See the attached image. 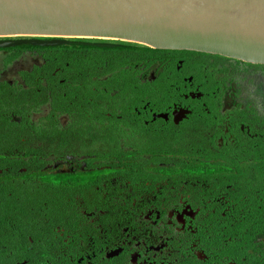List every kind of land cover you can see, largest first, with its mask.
Returning <instances> with one entry per match:
<instances>
[{
    "label": "flooded vegetation",
    "instance_id": "flooded-vegetation-1",
    "mask_svg": "<svg viewBox=\"0 0 264 264\" xmlns=\"http://www.w3.org/2000/svg\"><path fill=\"white\" fill-rule=\"evenodd\" d=\"M71 52L76 62L49 67L53 52L29 50L10 77V66L0 69L4 115L16 116L22 83L29 104L35 95L46 100L40 111L28 106L26 118L45 116L55 104L67 141L41 147L58 155L43 157L37 173L27 158L15 170L0 169L10 183L41 175L58 188L25 233L11 217L1 220L0 264H264V64L169 50L112 71L109 59L91 60L95 50ZM184 151L196 169L215 168L217 177L173 179L175 169L190 165L177 162ZM120 152L123 158H113ZM133 161L163 173H149L134 189L120 172ZM87 172L100 174L79 180ZM81 183L83 193L73 191ZM49 199H65L72 210L52 212Z\"/></svg>",
    "mask_w": 264,
    "mask_h": 264
},
{
    "label": "water",
    "instance_id": "water-1",
    "mask_svg": "<svg viewBox=\"0 0 264 264\" xmlns=\"http://www.w3.org/2000/svg\"><path fill=\"white\" fill-rule=\"evenodd\" d=\"M70 38L264 64V0H0V48L58 46Z\"/></svg>",
    "mask_w": 264,
    "mask_h": 264
},
{
    "label": "trees",
    "instance_id": "trees-1",
    "mask_svg": "<svg viewBox=\"0 0 264 264\" xmlns=\"http://www.w3.org/2000/svg\"><path fill=\"white\" fill-rule=\"evenodd\" d=\"M69 40L73 41L72 46L60 45L42 47L32 44H21L0 48V51H3L4 53L3 57L1 58V64L3 68H6L8 66H11L15 61L22 58L23 55L29 50H43L47 51L48 53L53 52L52 54L48 55V63L50 64L48 66L53 67L55 66V64L58 65L59 63L63 65V62L65 60H68L69 63H73V59H75L77 53H72V49L76 50L77 52L81 50H95V57L91 60L97 63L96 65H99V62L103 61L104 59H109L111 61L109 67L113 71L124 66H134L136 64V61H138V58H141L144 62H148L150 58L158 56L157 54L169 51L166 49H156L142 44L117 40L87 38H70ZM90 42L109 43L112 46L96 47L92 46ZM84 43L88 44L86 46H83L85 45ZM217 56L223 57L221 55ZM78 59L79 58H77V60ZM126 72L128 73V70ZM133 76L134 74H131V77ZM130 82L132 83V81H129V83ZM2 85L5 86L6 84L2 83L1 89ZM22 87V83H16V95L14 103L12 105V109H14L16 114L15 117L4 115L5 111H7L9 108V101L8 99L4 101L0 97V169L4 168L5 166H11V169L15 170L19 165L28 163L27 159H30V167L33 172L37 173L41 167V165L38 164H42L43 162H45L43 161V157L54 154L58 155L57 153L53 154L52 152L46 153L41 150V147L56 149L57 147L64 146L67 141L60 137L62 136L61 133L65 131V128L60 126V122L57 118V109L59 108H57L55 104L52 105L50 113L46 114L45 116H41L38 119L26 118V110L28 106L33 111H40L39 107H41V104L45 103L46 100H43L41 102L39 99L38 101L39 96L35 95L31 100L32 103L29 104L30 101H28L29 99L26 98L25 90ZM37 87H40V89L43 90L42 86L37 84H35V87L33 89H36ZM36 93L39 92L36 91ZM54 102L55 100L53 101V103ZM9 133H12V136H9ZM26 141H30L31 144L26 143ZM13 147L19 148V151H25V155H22V153L14 152L13 150L7 152L8 148ZM175 148L180 149L182 147L176 145ZM183 150L184 149L182 148V151ZM185 153L186 152L184 151L183 155H181L185 157H181L177 162L182 164L189 163L190 165L186 168L175 169L173 171L174 174L172 175L173 179L186 180L197 178L212 180L217 177L218 170H216L215 168H209L207 170L201 168L196 169L195 165H198V161H196L194 157L191 158V155H185ZM121 154L122 152H120L119 154H113L112 156L113 158L121 159L123 158V155ZM128 166L129 167L127 169H124L125 171L120 172L122 174L126 173V175L128 176L127 178L130 180V184L135 187L134 189L140 188L139 186L137 187L136 184L140 183L141 180L147 179L149 173H163L161 170L151 171L146 167H135L136 165L134 161ZM3 173L5 178H3L2 174L0 173V222L4 219L7 220V217H11L14 222V227L19 229L18 232L22 231L23 233H25L26 227L28 226L26 223H36L39 220L36 214H39L43 210V201L48 200V196L54 194L58 188L56 186L55 188L51 184L49 185L48 183L42 182L40 178L45 177L41 175H33L31 180L25 182H18L21 178L20 177L15 181V183L17 184L16 185L14 184V182L10 183L11 181H7L11 180L10 177H7L10 172L7 173L4 171ZM111 173H114V171L108 172V174ZM1 180H5V182H2ZM112 187L114 189L119 188L117 185H112ZM85 188L87 187L85 186ZM124 188L125 187H123L122 189ZM83 189L84 187L81 183L80 187L76 188L73 191H76V193H83ZM9 192H12V197H9ZM57 193H59V191H57ZM44 197L47 198L44 199ZM49 201H51L49 206L50 211L57 214H63L72 210L70 206H68L69 204L65 202V199H49ZM113 207L114 210L118 211L122 209L121 205H113ZM1 227L9 228L8 226L4 225L3 222L1 224Z\"/></svg>",
    "mask_w": 264,
    "mask_h": 264
},
{
    "label": "rangeland",
    "instance_id": "rangeland-1",
    "mask_svg": "<svg viewBox=\"0 0 264 264\" xmlns=\"http://www.w3.org/2000/svg\"><path fill=\"white\" fill-rule=\"evenodd\" d=\"M83 52H81V54H82ZM3 51H0V69L2 70L3 69V66H2V64H1V58L3 57ZM91 54V53H90ZM93 54V53H92ZM78 56H79V54L77 55L76 54V56H75V59H73L74 60V62H76L77 61V58H78ZM71 59V58H70ZM26 60V59H25ZM25 60H24V62H25ZM19 65V62H17L16 63V65L15 66H18ZM12 65L9 67V69H7L6 70V74H8L9 75V72H11V70H12ZM11 75V74H10ZM10 75H9V77H10ZM125 82V84L126 85H128V83H129V81H127V80H125L124 81ZM129 85H132V86H134L135 85V83H134V85H133V83H129ZM128 87V86H127ZM126 88V87H125ZM165 146H168V145H165ZM172 146V145H171ZM157 147H159V145L157 146ZM98 174H100V172H98V173H92V172H87V173H80L79 174V177L80 178H84V179H80L79 178V180H91V179H93L95 176L97 177V175ZM77 177H78V175H77ZM74 178V177H73ZM64 179H66L65 177H64Z\"/></svg>",
    "mask_w": 264,
    "mask_h": 264
}]
</instances>
